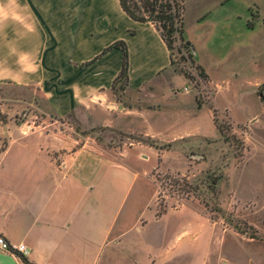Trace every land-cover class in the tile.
Segmentation results:
<instances>
[{
  "label": "crops",
  "instance_id": "obj_1",
  "mask_svg": "<svg viewBox=\"0 0 264 264\" xmlns=\"http://www.w3.org/2000/svg\"><path fill=\"white\" fill-rule=\"evenodd\" d=\"M236 1L243 12H234ZM184 13L185 37L196 46L195 63L207 75L202 99L179 98L174 88L173 94L163 91V78L175 76L170 50L152 23L131 18L119 0H0V84L22 91L34 87L39 96L31 100L38 111L19 126L20 137L10 129L0 139V235L12 245L24 244L29 261L264 264V251L235 258L224 241H186L181 228L165 235L169 215L156 216L149 207V171L140 167L149 157L145 149L154 146L140 140L106 147L59 124L72 117L88 129L174 142L201 131L189 120L208 103L209 91L212 112L235 126L264 129L258 92L264 83V0H184ZM120 16L134 25L114 35ZM117 40L129 48L124 99L112 88L122 69L121 49L83 64ZM238 81L246 90L227 91L241 97L231 95L232 104H221L222 83L228 89ZM3 105L0 100V109ZM155 228L160 241L150 237ZM23 256L0 251V264H27Z\"/></svg>",
  "mask_w": 264,
  "mask_h": 264
},
{
  "label": "rangeland",
  "instance_id": "obj_2",
  "mask_svg": "<svg viewBox=\"0 0 264 264\" xmlns=\"http://www.w3.org/2000/svg\"><path fill=\"white\" fill-rule=\"evenodd\" d=\"M187 6L191 8L190 3ZM243 7L242 2L236 1L233 10L243 12ZM116 19L119 28L114 35L121 33L122 26L134 25V21L123 16ZM190 31L195 32L193 28ZM185 68L186 73L175 68L174 77L163 78V91L173 94L174 88L179 98L194 99L197 95L202 99L201 85L205 79L191 63H186ZM222 84L221 104H232V98L241 97L232 94L233 90L241 92L247 88L242 81L228 89L229 85ZM115 94L118 99H124L125 92ZM35 95L39 97L34 87L22 91L14 84H0V100L4 104L0 109V139L8 137L10 129L16 138L20 137L19 126L31 118L33 110L38 111L31 105ZM210 96L211 92H205L207 104ZM207 104L199 115L189 120L197 128L194 130H201L198 135L174 142L161 143L105 127L88 129L72 117L61 118L64 124H59L90 134L106 147L124 148L140 140L154 146L145 149L149 157L140 167L142 172L149 171L146 176L149 207L156 216L169 215L162 226L165 235L171 237L181 228L186 241H224L230 256L238 258L246 253L252 256L264 251V129L235 126L225 115L212 112ZM10 116L12 122L8 120ZM214 118L223 127V133L214 124ZM214 177L218 182L211 188L209 183ZM152 233L150 237L160 241L158 229H152Z\"/></svg>",
  "mask_w": 264,
  "mask_h": 264
},
{
  "label": "trees",
  "instance_id": "obj_3",
  "mask_svg": "<svg viewBox=\"0 0 264 264\" xmlns=\"http://www.w3.org/2000/svg\"><path fill=\"white\" fill-rule=\"evenodd\" d=\"M122 9L133 19L141 22H150L159 31L171 53L172 65L176 70L186 73L185 64L191 63L198 69L199 75L206 79L207 75L201 66L194 60L195 48L185 37L184 25V0H119ZM251 24V21H250ZM113 48H119L123 52L122 69L113 82L115 93L125 92L129 83V48L125 40H117L107 46L99 55L84 65L91 64L93 61L106 54ZM215 124L220 132L223 127ZM217 177L211 178L209 186L214 188L217 184ZM27 264H37L29 261L23 256Z\"/></svg>",
  "mask_w": 264,
  "mask_h": 264
},
{
  "label": "built area",
  "instance_id": "obj_4",
  "mask_svg": "<svg viewBox=\"0 0 264 264\" xmlns=\"http://www.w3.org/2000/svg\"><path fill=\"white\" fill-rule=\"evenodd\" d=\"M188 92V88H184ZM0 251L28 255L29 249L24 244L12 245L3 235H0Z\"/></svg>",
  "mask_w": 264,
  "mask_h": 264
},
{
  "label": "water",
  "instance_id": "obj_5",
  "mask_svg": "<svg viewBox=\"0 0 264 264\" xmlns=\"http://www.w3.org/2000/svg\"><path fill=\"white\" fill-rule=\"evenodd\" d=\"M263 89H264V83H262L259 87V95L264 99V93H263Z\"/></svg>",
  "mask_w": 264,
  "mask_h": 264
}]
</instances>
